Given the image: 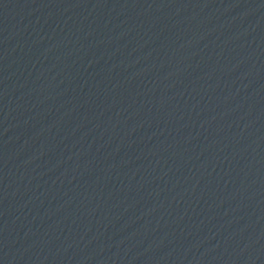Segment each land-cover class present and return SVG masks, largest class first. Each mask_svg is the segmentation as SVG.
<instances>
[{
	"label": "water",
	"instance_id": "95a60500",
	"mask_svg": "<svg viewBox=\"0 0 264 264\" xmlns=\"http://www.w3.org/2000/svg\"><path fill=\"white\" fill-rule=\"evenodd\" d=\"M0 264H264V0H0Z\"/></svg>",
	"mask_w": 264,
	"mask_h": 264
}]
</instances>
